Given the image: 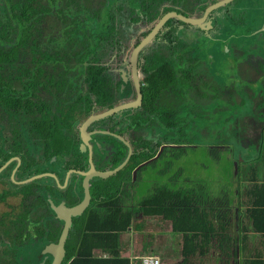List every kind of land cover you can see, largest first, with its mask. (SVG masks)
<instances>
[{
    "label": "trees",
    "instance_id": "1",
    "mask_svg": "<svg viewBox=\"0 0 264 264\" xmlns=\"http://www.w3.org/2000/svg\"><path fill=\"white\" fill-rule=\"evenodd\" d=\"M198 2L0 0V167L17 156L16 180L52 172L61 184L68 169L88 170L89 150L81 148L80 126L91 115L136 99L133 81H124L121 72L124 69L130 75L133 48L166 13H183L188 7L197 8ZM181 24L170 19L140 55L141 108L89 127L90 132L108 130L128 138L133 154L116 174L90 180L91 204L73 218L61 264H130L121 258L118 244L119 232L132 225L135 212L123 203L125 185L134 179L135 170L138 173L150 163L172 157L171 153L181 160L186 150L197 148L192 146L200 139L198 135L220 126L237 140L243 138L236 113L231 122L227 123L231 120L227 114L199 127L186 119L190 116L184 105L169 104L170 98L180 102L188 88L189 80L182 95ZM93 137L97 169H114L127 157L129 148L118 138L101 133ZM16 163L11 161L0 173V203L8 207L0 214V264H27L45 244L57 243L63 223L54 219L47 197L56 204L74 206L85 195L84 176L78 173H72L63 188L51 177H41L50 179L47 182L15 183L11 170ZM232 174L227 175L225 189L233 181ZM177 182L174 176L170 187L155 186L153 196L158 203L149 205L148 195L136 207V214L149 218L160 211L158 216L164 220L177 211L184 197L189 202L186 225L203 224L208 213L220 214L216 204L222 199L205 190L207 183L186 179V186H176ZM197 190L208 210L190 204L196 201ZM16 196L19 202L10 203L9 197ZM173 222L184 224L181 218ZM51 261L45 256L39 264Z\"/></svg>",
    "mask_w": 264,
    "mask_h": 264
},
{
    "label": "crops",
    "instance_id": "2",
    "mask_svg": "<svg viewBox=\"0 0 264 264\" xmlns=\"http://www.w3.org/2000/svg\"><path fill=\"white\" fill-rule=\"evenodd\" d=\"M253 100L255 101L253 110H255L264 98L260 101ZM239 103L241 104V101ZM262 105L260 107L264 112ZM244 118L245 116L240 118L237 116V121L239 120L245 134L251 123L254 131H250V136L256 135L249 137L246 134L243 140H238L234 150H231L230 146L223 148L230 150L229 173H233V181L229 183L225 199L216 204L217 212L220 214H211L208 211L210 217H205L203 224L186 225L189 219L187 215L189 202L184 197L177 211L169 214L164 220L158 216L160 211L156 212L157 215L148 218L151 223L160 224L163 221L164 225H167L168 237L162 246V241L159 240L151 243L146 250H136L132 254L124 251L122 255L123 234L132 235L138 232L140 235L145 227L153 230L162 226L143 225L142 221L135 223L138 216L145 218L141 213L136 214V207L142 205L146 196L150 195L149 205L158 203V199L153 196L156 189L153 187L154 184L147 193L137 195L140 193L135 190L138 179L136 172V177L125 185L124 191V205L135 212L132 214V225L119 232L118 245L122 250V259L128 260L130 264H142L146 258H158L160 264H264V122L260 124L263 119L257 118L254 114L246 116V120ZM257 135L260 137L256 138ZM57 179L59 180L58 177ZM194 194L197 199L190 200V204L200 205L202 210L203 208L208 210L204 199L199 198V190ZM137 197H139L138 201H136ZM131 203L135 204L132 206ZM178 218L182 219L183 225L173 222ZM99 251H95L94 254L97 255Z\"/></svg>",
    "mask_w": 264,
    "mask_h": 264
},
{
    "label": "rangeland",
    "instance_id": "3",
    "mask_svg": "<svg viewBox=\"0 0 264 264\" xmlns=\"http://www.w3.org/2000/svg\"><path fill=\"white\" fill-rule=\"evenodd\" d=\"M245 24L250 25V20H246ZM185 34L186 32L180 34L183 40V47L180 49L179 54L183 57L182 69L186 72V75L189 78L188 88L186 89L185 95L180 102L175 101L174 98H170L169 104L173 103L176 105L179 103L181 106L184 105V112L190 116L186 119L194 121V124L199 127L203 126L209 119L213 120L214 117L219 116L220 118V116L227 114L230 115L231 119L230 121H227V123L231 122L235 119L234 113L237 114L238 118L241 116H245L246 118L249 114H254L257 118L263 119V121H260V124L264 122V112L260 107L262 104V107H264V101L260 102L257 105V108L253 110L255 101L251 97V95L254 94L260 95V100L263 99L264 86L260 87L258 85H254L252 80L247 77H243L241 80L234 79L232 76L234 70L233 72H230L228 65L222 72L223 74L217 77L218 75L216 74V69L209 66V54L213 53L226 56L225 54L227 51L225 47L222 48L218 45L217 48L210 49L211 46L214 45V42L205 36L201 37L204 50L200 53V60H191L190 55L192 56L198 45L191 38H189V36L186 40L184 37ZM237 34L242 35L243 33L237 32ZM251 44L252 37L249 46H251ZM205 61L207 63L206 66L204 65ZM213 63H221V59L216 58ZM241 63L242 68L244 69L246 67V62L242 60ZM212 77L215 78L218 85L212 82ZM206 78L208 79V82H202ZM182 89L183 86H181V92ZM240 101L241 104L239 103ZM232 111L233 114H230ZM204 114H210L211 116L204 117L202 116ZM192 117L199 118L194 119ZM245 118L244 120H246ZM239 126L241 127L240 122ZM216 129L218 131H206L205 134L198 135L197 137L200 139L192 146L197 148L195 150H186L183 153L181 160L174 159L175 153H171L170 156L172 157L165 156L162 161L155 162L154 164L150 163L145 168L139 169L135 190H137L140 194L137 195L140 196L147 193V191H150L151 189L149 188L153 184V187L162 184L170 186L172 184V178L177 176L178 182L176 183V186H185L188 184L186 183V179L202 180L204 183L208 184L205 190H209V192L214 195L213 197L217 195L221 199H225L228 191V188L225 189V187L228 186L227 175L230 171L231 155L230 150L223 148L225 147L224 145L230 144L231 150H234V147L238 144V140L233 136L232 132L226 131V133H224L225 127L220 126V129ZM252 129H254L253 125L250 123L249 129L246 130V134H248L249 137H254L256 135L254 134L253 136H250V131H254ZM233 131L235 132V130ZM255 131H257V129H255ZM238 132L242 134L243 138L241 140H243L246 134H244L242 127L238 129ZM259 137L260 136L257 135L256 138ZM162 149L163 148L160 150ZM168 154L169 153H167V155ZM172 160L174 161L173 163ZM179 170L180 173H178ZM49 180L50 179L48 178H38L36 181L47 182ZM138 200L139 197L136 198V201ZM10 202L17 203L18 198L10 200ZM134 204L135 203H131L132 206ZM6 209V205L4 203H0V214ZM138 221H142L143 225H151L152 227H156V225L162 226L153 230L145 227L140 235L138 232H134L132 235H130V233L123 234L122 255L124 254V251L132 254L136 250H146L149 248L151 243L159 240L162 241V246L167 240V225H164L163 221L160 224L151 223L148 218H142L139 216L138 219L135 220V223H138ZM30 226L31 225H29V227ZM147 255L155 256V254L152 253H147Z\"/></svg>",
    "mask_w": 264,
    "mask_h": 264
},
{
    "label": "flooded vegetation",
    "instance_id": "4",
    "mask_svg": "<svg viewBox=\"0 0 264 264\" xmlns=\"http://www.w3.org/2000/svg\"><path fill=\"white\" fill-rule=\"evenodd\" d=\"M222 1L224 0H199V2L197 3V8L204 5L201 11H197V8L188 7L185 11H183V13L179 14H182L183 16L188 18L197 19L203 15L205 9ZM246 20H250V25L245 24ZM181 23L182 24L180 25L179 29L182 34L183 32H186V34L184 35L186 40L189 36V38H191L198 45L197 49L194 50L192 56L190 55L191 60H200V53L204 50V45L201 41V37L205 36L206 38L214 42V45H212L210 49L217 48L218 45L222 48L225 47L227 51L225 54L226 56L213 53L209 54V66L216 69V74L218 75L217 77L223 74L222 72L228 65L230 72H233L234 70V73L232 74L234 79L241 80L243 77H247L248 79L252 80V83L254 85H258L260 87L264 86V0H230L228 1V3L222 6L212 9L205 17L204 22L200 25L201 27L184 24L183 22ZM237 32L243 34L238 35ZM251 37L252 44L251 46H249ZM179 58L183 65V57L179 55ZM216 58H220L221 63L214 64L213 61H215ZM242 60L246 62V67L244 69L242 68ZM206 64L207 63L205 61L204 65L206 66ZM129 74L130 75H128V80H132L131 73ZM182 77L183 82L181 84L183 86V95L185 82H187L189 78L184 71ZM205 81L208 82V79L206 78ZM212 82L218 85L214 77H212ZM251 97L252 99H257L258 101H260V95L252 94ZM124 138L128 141V138ZM15 198H18L19 202L20 198L17 196L9 197V202L10 200H13ZM6 208L8 209L7 205Z\"/></svg>",
    "mask_w": 264,
    "mask_h": 264
},
{
    "label": "water",
    "instance_id": "5",
    "mask_svg": "<svg viewBox=\"0 0 264 264\" xmlns=\"http://www.w3.org/2000/svg\"><path fill=\"white\" fill-rule=\"evenodd\" d=\"M230 0H224L218 4H214L207 9H205L203 15L200 18L194 19V18H188L183 16L182 14H179L175 11L166 13L155 25V27L151 30V32L136 46L133 48L130 58H129V64L131 69V77L132 81L137 93V97L134 101H129L127 103L120 104L114 108H111L107 111H104L99 114L91 115L88 117L84 123L80 126V135L82 139V150H89V163L90 167L88 170H80V169H68L65 173L63 183L61 184L59 180L57 179V176L52 172H41L38 174H34L32 176H29L22 180H16L14 178L15 172L17 169V166L20 163V159L17 156L10 157L5 163L0 167V173L6 168V166L13 160H16L17 165L12 169L11 172V178L15 183L23 184L26 182H29L31 180L40 178V177H51L55 180L58 187L63 188L68 181L69 175L72 173H78L84 176V188H85V195L82 201H80L78 204L74 206H66L63 202H60L58 204L54 203L53 200L50 197H47L50 208L54 212V218L57 222H62V231L60 233V236L58 238L57 243H47L45 244L39 252L30 260L27 261V264H39L40 261L45 256H49L52 258L51 264H61L64 255V245L66 242V237L69 233V230L71 229V226H73V218L79 216V214H82L85 212V210L90 206L91 204V183L90 180L96 176H102V177H110L114 174H116L119 170L125 167V165L128 163L130 157L133 154V149L130 146V143L122 136L109 132V131H95L90 132L88 129L89 127L98 121L108 119L112 116L119 115L122 116L125 111H134L139 110L143 104V94H142V72L139 67V57L141 53L144 51V49L150 45L153 40L156 38V36L160 33V31L163 29V27L166 25V23L172 19L176 18L180 22H183L184 24L192 25V26H200L203 22L207 14L214 8H217L219 6H222L226 3H228ZM201 27V26H200ZM264 30V27H263ZM123 74L124 81L128 80V75L125 73V70H121ZM101 133V134H108L113 137L118 138L122 143H124L128 148L129 152L127 157L124 159V161L118 165L114 169L109 170H99L96 168V165L94 163V155H93V145L91 142L93 141V135ZM163 150V149H162ZM159 155V154H158ZM139 169V166L138 168ZM136 172H134V178L136 177Z\"/></svg>",
    "mask_w": 264,
    "mask_h": 264
},
{
    "label": "built area",
    "instance_id": "6",
    "mask_svg": "<svg viewBox=\"0 0 264 264\" xmlns=\"http://www.w3.org/2000/svg\"><path fill=\"white\" fill-rule=\"evenodd\" d=\"M142 264H160V260L158 258H146Z\"/></svg>",
    "mask_w": 264,
    "mask_h": 264
}]
</instances>
